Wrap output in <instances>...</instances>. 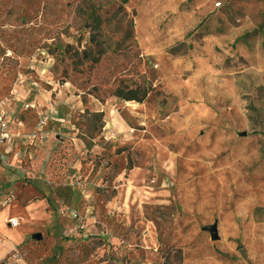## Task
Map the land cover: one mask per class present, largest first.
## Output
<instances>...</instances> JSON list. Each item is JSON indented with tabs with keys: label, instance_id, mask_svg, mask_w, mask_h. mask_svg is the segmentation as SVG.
I'll use <instances>...</instances> for the list:
<instances>
[{
	"label": "rangeland",
	"instance_id": "1",
	"mask_svg": "<svg viewBox=\"0 0 264 264\" xmlns=\"http://www.w3.org/2000/svg\"><path fill=\"white\" fill-rule=\"evenodd\" d=\"M213 2L225 45L195 34L206 18L178 40L199 0H0L17 135L0 147V264H264V0ZM166 53L200 55L216 79L199 99L162 88ZM137 86L154 89L149 124L117 131L113 93Z\"/></svg>",
	"mask_w": 264,
	"mask_h": 264
},
{
	"label": "crops",
	"instance_id": "2",
	"mask_svg": "<svg viewBox=\"0 0 264 264\" xmlns=\"http://www.w3.org/2000/svg\"><path fill=\"white\" fill-rule=\"evenodd\" d=\"M185 1L188 0H180V2ZM216 11L213 0H199L197 6L191 10H189V8H183L182 15L184 17L183 20L185 21L182 23V20H177L178 25L176 35L179 37L178 40L182 43L188 42V37L193 31L191 28V22L197 23L196 18L199 21L206 18L208 19L207 24L204 25L202 29L196 31L195 34H204L203 37H206L203 42H207L208 45H225L226 36L224 34H221V32L211 34L212 30L215 28L214 24L217 23V20L219 22V15ZM196 14L198 15L196 16ZM147 33L151 35V37L154 36L155 28L153 26L148 27ZM169 42L170 41L167 38H162L159 44V49L161 51L166 50ZM166 55V59L164 60V63H162L164 76L161 84L163 89L169 90L176 98H181V100L199 99V97L202 96L199 89L201 79L207 80V83L216 79L214 75L208 78L209 76L206 77V75L202 73L199 66V61L201 60L199 54L192 53L191 57H194L193 60H188L186 55L180 56V59H173V56L167 53ZM198 59L199 61L197 62ZM207 64L209 65V62ZM125 103L124 106L126 112L118 111L115 113V130H122L125 132L127 130L131 132L134 130V126L131 124L133 121L142 124H149L148 114L151 113V110L147 107L146 103ZM10 109L12 113L15 114V105L10 106ZM123 115H126L127 118H123ZM14 132L16 134V131Z\"/></svg>",
	"mask_w": 264,
	"mask_h": 264
},
{
	"label": "trees",
	"instance_id": "3",
	"mask_svg": "<svg viewBox=\"0 0 264 264\" xmlns=\"http://www.w3.org/2000/svg\"><path fill=\"white\" fill-rule=\"evenodd\" d=\"M122 1L123 4L128 3V0H122ZM92 18H93V23H94L93 26L95 33H93L91 36V42L95 45V49L92 48L86 49L84 50L83 55H84V59L90 60L92 63L97 64L100 62V58L104 54V50L102 49L103 44L100 41V32H98L101 29L104 20L99 16H97L96 14L93 15ZM71 48L72 47H69L67 52L69 54L75 55L77 62L81 63V59L79 58V53H74ZM152 92H154L153 88L147 89L137 86L135 88H128L126 90L118 89L113 93V96L115 98L124 100L126 102H136L139 104H143L144 102L147 101V99L149 98ZM96 98L101 101L99 96H97Z\"/></svg>",
	"mask_w": 264,
	"mask_h": 264
},
{
	"label": "built area",
	"instance_id": "4",
	"mask_svg": "<svg viewBox=\"0 0 264 264\" xmlns=\"http://www.w3.org/2000/svg\"><path fill=\"white\" fill-rule=\"evenodd\" d=\"M10 103L9 97L0 98V147L11 144L16 137L14 132L15 115L10 109ZM73 217L78 218V215L73 214ZM20 224L17 218L11 219L8 223L12 229L18 228Z\"/></svg>",
	"mask_w": 264,
	"mask_h": 264
},
{
	"label": "water",
	"instance_id": "5",
	"mask_svg": "<svg viewBox=\"0 0 264 264\" xmlns=\"http://www.w3.org/2000/svg\"><path fill=\"white\" fill-rule=\"evenodd\" d=\"M247 134H242V136H246ZM208 231L210 232L211 234V238L213 241H217L219 240V235H218V231H217V228L216 227H209L208 228ZM37 239H42V236L41 235H36L35 236Z\"/></svg>",
	"mask_w": 264,
	"mask_h": 264
}]
</instances>
